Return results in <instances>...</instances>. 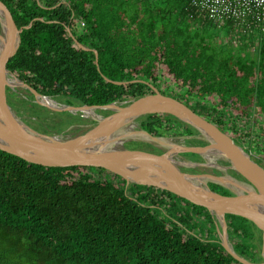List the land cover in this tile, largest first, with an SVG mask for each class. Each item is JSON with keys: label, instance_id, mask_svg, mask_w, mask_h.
<instances>
[{"label": "trees", "instance_id": "trees-1", "mask_svg": "<svg viewBox=\"0 0 264 264\" xmlns=\"http://www.w3.org/2000/svg\"><path fill=\"white\" fill-rule=\"evenodd\" d=\"M2 1L22 28L7 68L39 93L105 105L151 94L153 85L261 154L254 158L264 167L263 29L215 21L189 0ZM55 112L61 122L84 121ZM142 126L153 135L198 133L166 113L148 115ZM226 219L236 251L263 261L262 231L248 218ZM0 264L243 263L221 244L204 205L127 186L103 168L43 166L0 149Z\"/></svg>", "mask_w": 264, "mask_h": 264}, {"label": "water", "instance_id": "water-1", "mask_svg": "<svg viewBox=\"0 0 264 264\" xmlns=\"http://www.w3.org/2000/svg\"><path fill=\"white\" fill-rule=\"evenodd\" d=\"M0 10L4 13L9 35L0 57V149L43 166L103 168L126 179L127 186L131 184L154 186L193 203L204 205L214 216L221 244L228 253L243 264H264V243L263 261H252L236 251L228 233L226 214H234L251 220L262 231L264 237V167L252 157L244 145L236 142L232 136L180 99L163 94L153 85L154 92L151 94L105 105L62 103V106L54 107L42 103L39 101V96H50L39 93L7 68L9 60L17 53L21 44L22 28H18L12 13L2 0H0ZM70 34L74 37L71 31ZM77 43L81 48L90 50L80 42ZM95 52L98 61V52ZM7 74L15 76L18 80L17 86L29 90L35 96L36 103L53 111L77 114L79 110L95 108L112 112L106 116L98 113L97 116H92L94 119L92 126L74 137L59 139L60 134L42 133L27 124L10 104L7 88L11 85L7 82ZM105 78L115 84L128 83V81ZM154 113L170 114L193 126L198 130L196 135L205 144L176 145L167 148L154 142L167 137L152 135L144 127L142 131L147 136L144 138L123 136L120 133L127 122L140 119L142 124L145 117ZM130 140L150 143L158 147L160 152L129 148L126 146V141ZM210 151L216 152L222 159L228 161L229 168L243 180L231 174L227 175L232 181L223 175L187 172L184 170L186 167H195L202 163L192 161L181 163L176 158L181 152L205 155ZM211 182L227 187L231 190V194H222L213 190L210 186ZM233 182L243 186H236Z\"/></svg>", "mask_w": 264, "mask_h": 264}, {"label": "rangeland", "instance_id": "rangeland-1", "mask_svg": "<svg viewBox=\"0 0 264 264\" xmlns=\"http://www.w3.org/2000/svg\"><path fill=\"white\" fill-rule=\"evenodd\" d=\"M219 30L222 33H225L226 29L223 27H220ZM253 50V49H252ZM174 85L172 84V87ZM165 89H172L171 87L164 86ZM8 93V99L12 107L17 111V113L22 117L27 124H29L31 127H34L36 130L47 133L49 135H56L60 134L62 138H68V137H74L76 135L84 133L86 130H88L94 121L91 116H85L81 113L74 114L77 119H84V121H78L74 123H66L60 121V117L56 114L55 111L47 110L44 108L43 105H40L36 103L35 96L24 90H22L19 86H8L7 88ZM21 98H25L26 100H22ZM57 100L59 104L65 103L61 98L53 97ZM112 111L107 109H96V113H98L101 116H106L110 114ZM180 121V120H179ZM138 123V129L142 130L143 126L141 124V120L138 119L136 121ZM182 122V121H181ZM49 124V126H47ZM43 126L47 129L40 130L37 129L35 126ZM247 123H241L240 128L241 131L247 127ZM153 135V134H152ZM161 136V135H156ZM170 139H174L178 145H184V146H201L203 145L200 141L197 140V138H187L184 134L181 133H175V134H167L162 135ZM195 139V140H193ZM200 139V138H199ZM138 142H144L140 140H130L126 141V146L129 148H135V149H145L144 147L140 146ZM147 143V142H145ZM156 144H160L159 142H155ZM150 144V143H148ZM163 146L162 144H160ZM154 146V145H153ZM156 147V146H154ZM158 148V147H157ZM246 148V147H245ZM159 149V148H158ZM147 151L156 152L153 151L151 148L145 149ZM251 153L252 157H257L261 154L254 151V149H248ZM158 153V152H157ZM209 156H206V155ZM259 154V155H258ZM177 160L182 162H188L189 159H191L193 162L202 163L198 169L196 168H185L184 170L191 173H210L214 175H227L228 173L234 174L231 170L229 171L225 169L224 164H228V161L225 159H222L220 156L211 154V153H205V155H199L196 153H185L181 152L176 156ZM215 158V159H213ZM215 169V170H214ZM218 171V172H217ZM228 171V172H227ZM239 179H242V177H239ZM215 191L225 194V192H231L230 189L227 187H224L223 185L217 184ZM262 251H263V245H262Z\"/></svg>", "mask_w": 264, "mask_h": 264}, {"label": "built area", "instance_id": "built-area-1", "mask_svg": "<svg viewBox=\"0 0 264 264\" xmlns=\"http://www.w3.org/2000/svg\"><path fill=\"white\" fill-rule=\"evenodd\" d=\"M195 11L215 21L232 19L249 29L264 30V0H189Z\"/></svg>", "mask_w": 264, "mask_h": 264}, {"label": "bare ground", "instance_id": "bare-ground-1", "mask_svg": "<svg viewBox=\"0 0 264 264\" xmlns=\"http://www.w3.org/2000/svg\"><path fill=\"white\" fill-rule=\"evenodd\" d=\"M9 40V35H8V29L7 26L5 24V20H4V13L0 10V57L5 49V46L7 44ZM15 43V41H14ZM7 78V82L8 84H10L11 86H17L18 80L16 79L15 76L11 75V74H7L6 76ZM39 101H41L42 103L48 104L50 106H54V107H59L62 106V104H59L57 102L56 99H54L53 97H40L39 96ZM77 113H81L85 116H97L96 113V109L95 108H85L83 110H79ZM124 135H128V136H137L140 138H144L147 137L146 134L142 131L138 129V123L135 121L132 122H127L124 126V129L120 132ZM122 136V135H121ZM59 139H63L62 137H59ZM153 141V140H152ZM154 142H159L160 144H162L165 147H172V146H176L178 145V143L174 140V139H170V138H161L158 139V141L154 140ZM207 153H211L214 155L219 156L216 152L214 151H210ZM206 156H209L208 154ZM215 159V158H213ZM181 163H183L181 161ZM226 179L231 180V178L228 177V175H225ZM234 185L236 186H243V184L237 183V182H233Z\"/></svg>", "mask_w": 264, "mask_h": 264}, {"label": "flooded vegetation", "instance_id": "flooded-vegetation-1", "mask_svg": "<svg viewBox=\"0 0 264 264\" xmlns=\"http://www.w3.org/2000/svg\"><path fill=\"white\" fill-rule=\"evenodd\" d=\"M196 134H198V133H196ZM196 134H193V135H185L187 138H197V140H202V139H199V137L196 135ZM195 139H193V140H195ZM151 145V144H150ZM157 148V147H156ZM158 149V148H157ZM159 152H160V149H159ZM185 153H192V152H185ZM194 154V153H193ZM190 161H192L191 159H189V161L188 162H190ZM193 162V161H192ZM200 165H198V166H196L197 167V169H198V167H199ZM223 166H225V168H226V170H228L229 169V171L231 170L234 174H233V176H235V177H237V178H239V177H241L240 175H238L234 170H232L231 168H229V164H224ZM196 167H186V168H196ZM228 167V168H227ZM215 170V169H214ZM218 172V171H217ZM228 172V171H227ZM228 174H230V173H228ZM232 175V174H231Z\"/></svg>", "mask_w": 264, "mask_h": 264}]
</instances>
